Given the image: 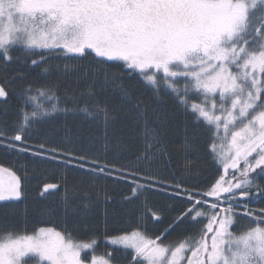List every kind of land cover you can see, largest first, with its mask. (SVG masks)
Returning a JSON list of instances; mask_svg holds the SVG:
<instances>
[{"label":"snow or ice","instance_id":"6c2138e0","mask_svg":"<svg viewBox=\"0 0 264 264\" xmlns=\"http://www.w3.org/2000/svg\"><path fill=\"white\" fill-rule=\"evenodd\" d=\"M53 55L120 62L116 66L155 94L163 84L165 94L190 112L197 125L206 124L213 132L209 151L219 165L218 178L206 190L175 193L185 197L186 208L163 229L166 234L190 224L198 231L176 244H164L161 236L151 238L141 230L110 237L108 243L117 246L124 264H264V206H249L264 202V186L257 183L264 179V0H0V64H20L23 78L35 68L47 73L43 65ZM38 91L54 98L51 89ZM121 92L132 105L133 119L146 120L141 104L123 87ZM32 93L31 86L22 90L26 104L37 100ZM8 101V88L0 83V105ZM91 108L103 112L106 121L110 118L98 104ZM54 111L69 109L51 104L22 111L11 134L0 129V146L34 156L57 152L44 144L36 150L25 146L27 129ZM79 111L96 114L88 102ZM152 186L137 184L131 195ZM56 187L45 184L43 192ZM20 196V179L0 167V201ZM245 218H250L249 227L233 231ZM148 220L163 223L158 212L146 209ZM96 244L95 238L81 242L54 228L42 227L32 235L3 232L0 264H119L112 252L96 255ZM85 250L92 251L90 260L82 256Z\"/></svg>","mask_w":264,"mask_h":264},{"label":"trees","instance_id":"16d2710c","mask_svg":"<svg viewBox=\"0 0 264 264\" xmlns=\"http://www.w3.org/2000/svg\"><path fill=\"white\" fill-rule=\"evenodd\" d=\"M16 55L25 58L22 51L17 50ZM47 59L43 65L47 73L35 68L23 78L17 71L20 64L7 68L0 64V83L9 91L8 104L0 105V129L11 134L22 111L31 112L34 106L56 104L69 109L43 116L25 133V146L36 150L44 144L57 152L34 156L0 146V165L19 176L22 193L17 200L0 201V233L31 235L43 227L71 234L81 242L95 238L96 255L112 252V258L124 264L120 251L108 243L110 237L141 230L151 238L161 236L164 244H176L198 231L182 224L163 233L167 223L186 208L185 197L175 193L206 190L218 178L219 165L209 151L214 139L210 126L197 125L171 94H165L164 89L155 94L142 80L116 66L120 62L98 64L99 58L70 60L55 55ZM28 86L37 100L26 104L21 93ZM121 87L132 101L141 104L146 120L133 119L134 110ZM49 89L53 99L39 95L38 90ZM85 102L96 114L79 111ZM92 104L106 109L110 118L106 121L104 113H97ZM52 155L57 158L49 159ZM94 167L105 170L90 171ZM145 175L157 181L145 180ZM257 181L264 186V179ZM48 183L57 187L43 192ZM149 183L153 186L138 189L132 197V188ZM261 206L264 202L257 205ZM146 209L158 212L163 223H145ZM92 254L84 256L90 259Z\"/></svg>","mask_w":264,"mask_h":264},{"label":"rangeland","instance_id":"374dc122","mask_svg":"<svg viewBox=\"0 0 264 264\" xmlns=\"http://www.w3.org/2000/svg\"><path fill=\"white\" fill-rule=\"evenodd\" d=\"M161 90H165V86L163 85V84H161ZM166 91V90H165ZM217 114H219V113H217ZM257 183H258V181H257ZM21 195H22V193H21ZM181 196H183V195H181ZM184 197V196H183ZM12 200H17V199H12ZM261 203V202H260ZM259 203V204H260ZM257 203H250V207H252L253 209H259L258 207H257ZM248 220H250V218H245V219H243V220H240L239 222H238V227L237 226H234L233 227V231H237V230H244V229H246V228H248L249 227V224H248ZM32 235V234H31ZM111 245V244H110ZM96 246H97V244H96ZM96 246H95V248H96ZM112 246V245H111ZM112 247H117V246H112ZM89 252H92L91 250H85L84 252H82V256H84L86 253H89ZM90 260V259H89Z\"/></svg>","mask_w":264,"mask_h":264},{"label":"water","instance_id":"95a60500","mask_svg":"<svg viewBox=\"0 0 264 264\" xmlns=\"http://www.w3.org/2000/svg\"><path fill=\"white\" fill-rule=\"evenodd\" d=\"M0 167H2V166H0ZM4 168V167H3ZM11 171V170H10ZM13 172V171H12ZM17 176V175H16ZM18 177V176H17ZM19 178V177H18ZM5 179H7V177L5 176Z\"/></svg>","mask_w":264,"mask_h":264}]
</instances>
